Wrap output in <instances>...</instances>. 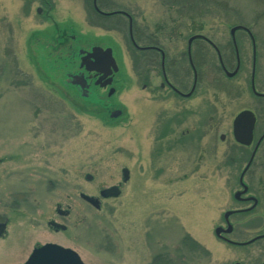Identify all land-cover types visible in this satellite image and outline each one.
Wrapping results in <instances>:
<instances>
[{
  "label": "rangeland",
  "instance_id": "rangeland-1",
  "mask_svg": "<svg viewBox=\"0 0 264 264\" xmlns=\"http://www.w3.org/2000/svg\"><path fill=\"white\" fill-rule=\"evenodd\" d=\"M42 1L0 0V264L24 262L45 242L74 249L84 264H149L163 251L179 264H258L264 237L237 245L214 233L224 225V211L249 204L233 198L250 150L235 142L232 120L250 109L254 133L264 130V99L249 88L251 46L244 32H235L241 61L236 75L227 78L214 68L210 50L208 71L192 96L164 105L152 90L157 65L147 64L149 86L142 88L145 58L130 43L124 16H98L90 0ZM98 2L102 10L130 13L137 43L156 42L168 57L180 55L187 69L182 51L189 35L203 33L234 56L230 26H250L257 48L255 85L264 90V0ZM60 30L84 47H112L118 64L112 95L96 87V97L82 100L45 78L37 49H46L37 43L53 41ZM201 44L192 45L198 70ZM167 103L176 122L160 138L159 114ZM116 105L122 114L109 118V106ZM122 167L129 170L125 182ZM244 178L258 202L230 216L227 237L236 241L264 233V140ZM118 183L117 196H99L101 188ZM79 192L98 197L100 207ZM56 204L68 214L59 216ZM50 221L65 228L55 230ZM185 234L203 249L183 246Z\"/></svg>",
  "mask_w": 264,
  "mask_h": 264
},
{
  "label": "water",
  "instance_id": "water-1",
  "mask_svg": "<svg viewBox=\"0 0 264 264\" xmlns=\"http://www.w3.org/2000/svg\"><path fill=\"white\" fill-rule=\"evenodd\" d=\"M93 6L96 9H98L97 5H96V0H93ZM37 11H39V10H37ZM115 12H117V11H109V12H103V13L112 14ZM128 16H129V37H130L133 45L136 48H141L140 45L136 44V42L134 41V39L132 37L131 17L129 14H128ZM242 28L248 30V28L246 26L240 25V24L233 25L229 29V34H230V37L233 41V44H234L235 50H236L237 65L235 66V68L231 72L226 73L228 76L233 75L238 69V60L239 59H238L237 45H236V41H235L234 32L236 29H242ZM250 36H251V41H252V45H253V64H252V73H251V89L253 90V92H255L257 94H262V93L256 91L255 86H254L255 42H254V38H253L251 33H250ZM196 38H207V37L201 33H195V34L190 35L187 38V51H188V56H189V62H190L191 66L193 68V71H194V78H193V83L191 85V88L187 93L184 94L185 96L192 93V91L194 90V87H195V82H196V73H195V69H194L193 63L191 61V56H190L191 41L193 39H196ZM40 51L42 52V50H40ZM76 51L80 55L79 61L76 63V65L74 62H71V65L67 69L74 68L78 65L79 68L83 69V71H86V72L94 71L95 75H98V77L94 81V84L99 85L101 87H105V86L111 84L112 78H113L112 75H113V73H115L118 70V64H117L115 57L113 55L112 47H110L108 45L102 46V45H98V44H92L91 47H84L83 45H80V47ZM218 56L220 57L219 54H218ZM65 71L66 70L56 71V72L51 73L49 75L50 80L52 82H57L58 84H60V86L63 89L70 90V92L73 95H76L80 99L81 98H87L89 96V94L91 93L89 90V82L87 81V78H90V76L86 77L84 75L83 71H79V72H75V73H67L65 79H63V81H62V78H63L62 76H63V73ZM60 80H61V82H60ZM63 83L64 84L67 83L70 85L77 86L79 88V93L76 92L75 90H72L70 88L65 87V85ZM114 90H115L114 87L111 86L107 91V95L110 96L114 92ZM121 112H122V110L120 108L116 107L115 109H111L109 111L108 116H109V118H115V117L119 116L121 114ZM254 122H255V115L250 109H242L241 111H239L234 116V118L232 120V135H233L234 140L240 144H243V145L250 144L252 141V130L254 127ZM263 135H264V133H263ZM220 138L222 139L223 135H221ZM256 148H257V145L251 151L250 156L248 157L245 165L243 166V168L241 169V171L239 173L238 180H239V184L241 186V189L236 190L233 193V198H235V199H240V197H239L240 194L244 193L247 190V185L243 181V175L253 160ZM121 175H122V180L126 181L128 176H129V170L127 167L121 168ZM90 178H91V175L86 174V179H90ZM119 193H120V189H119L118 185H110L108 187H103L99 190V196H101L103 198L111 197V196L114 197V196H117ZM79 196L82 199L86 200L88 203H90L93 207H95V208L100 207L98 197H94V196L86 194L84 192H80ZM251 198L253 199V203L244 209H238V210L229 209V210L224 211L223 218L225 220V227L221 226V225H217L214 227V233L217 237H220V238L224 239L225 241L232 243V244H246V243L252 242L253 240H255L257 238L264 237V234H258V235L254 236L252 238H249L248 240H245V241H235V240H232V239L226 237L225 235H223V233H230L232 231V224L230 223L229 218H228V216L230 214H232L235 211L249 210L256 205L257 199L254 196L247 197L246 199H251ZM58 211L63 213V210H58ZM50 224L52 226L60 228V229L65 228L64 224L56 222V221H50ZM4 228H5V223L0 222V234L2 233ZM16 264H84V263H83L82 259L80 258L79 254L74 249H72L70 247H65V246L60 245L58 243L46 242L40 246L34 247L24 262L16 263ZM233 264H241V263L240 262H234ZM261 264H264V261Z\"/></svg>",
  "mask_w": 264,
  "mask_h": 264
},
{
  "label": "flooded vegetation",
  "instance_id": "flooded-vegetation-1",
  "mask_svg": "<svg viewBox=\"0 0 264 264\" xmlns=\"http://www.w3.org/2000/svg\"><path fill=\"white\" fill-rule=\"evenodd\" d=\"M42 3L43 4H48L49 1L48 0H43ZM98 5H99V2L97 3V6ZM98 8L100 10L99 9H96L93 6V4H92V10H94L98 16H107V17H109V16H113V15H122V16H124L127 19V27H128L129 26V16H128V14H129L130 17H131V24L133 23L132 16L128 12H127L128 14L126 12H124V11H117V12H115L113 14H105L103 12H109V11L121 10V9L102 10L100 8V6H98ZM40 9L41 8H39V9L36 8V10H40ZM246 27L248 28V30H246L244 28L238 29V30H241L242 32H244V34L249 39L250 46H251L249 88H250V91L252 92V94H253V96L255 98H257V99H264V95H263L264 94V90L257 89V87L255 85L256 61H257L256 39H255V36H254V34H253L250 26H246ZM235 32H234V35H235ZM250 33L252 34V36L254 38V42H255L254 86H255L256 91H258V92H260L262 94H257L255 92H253V90L251 89V73H252V64H253V45H252ZM140 35L142 37H144V34H143L142 31H140ZM54 36H55V39L53 41L50 40L49 42H46V43H48L52 47L53 46H57L59 44H62L66 40H69V45L70 46H75L76 49H78L80 47V45H81L79 43V40L76 39L75 35H71V34H68V33L63 34L61 32V30H60V32H57V34H55ZM128 38H129V41L131 43V39L129 37V33H128ZM133 38H134V36H133ZM207 38H196V39H193L191 41V45H190V56H191V61L193 63V66H194V69H195V73H196V82H195L194 90L192 91L191 94H189L187 96H185L184 94L187 93L190 90L191 85L193 83V78H194V71H193V68H192V66H191V64L189 62V56H188V51H187V39H186V48L182 51L183 52L182 54H184V56L187 59V64H188L187 67H188V69L185 68L184 66H181L180 55H178V57L176 55L175 56H172L171 58L168 57V55L165 52V50L163 49V47L160 46L159 44H157L156 42H154V41H147V42L138 43L141 46V48H138V50L141 52L142 59L145 58V63L143 62L145 64V66L143 67V70H142V73H141L142 74V77H143L142 88H147V86H149V80H150L149 79L150 78L149 71L150 70H148L147 64L152 63L153 66L154 65H157V69L155 70V72H156L155 74H156V77H157V81L155 82L154 87L152 89L153 90V95H154V97L157 100H161L164 103L165 101L168 102L170 100L175 99L176 97H178L180 99H186V98L191 97L192 94L194 93L195 89H196L197 84L201 80V77H202L204 71L205 72L208 71V67H209V64H208V52L210 50H212L214 52L215 56H216V63L213 64L214 68L218 69V71L221 72L227 78H230V77H233L234 75H236V73L241 69V61H240V56L239 55H238L239 64H238L237 71L233 75H231V76H228L226 74L227 72H231L235 68L236 61H237L236 50H235V46L233 44L232 39L230 38V42H231V46H232L231 48L233 50L234 56H232V54L229 53L230 52L229 50L226 49V51H224L222 49V47L219 44H217L214 40H212L209 37H207ZM134 40H136V39L134 38ZM195 41H201L202 42V44L199 46V51H198L199 52L198 55H199L200 63L202 65L201 70H198V65L195 64V62L193 60V57L196 54V51L194 52L192 45H193V43ZM235 41H236V38H235ZM236 45H237V41H236ZM91 46H92V44L89 47H91ZM237 50H238V45H237ZM218 54L220 55V57L218 56ZM76 56L77 57L75 58V60H74V58L71 59V62H74L75 65L79 61V56L80 55L77 53ZM146 57H148V58H146ZM231 58H233L232 60H234V64H232L233 66L229 63V61L231 60ZM79 71H83V69L82 68H79L78 65L76 67H74V68H71L69 70H66L63 73L62 81H63V79H65L67 73H75V72H79ZM83 72H84V75L86 77L87 76H90V78H87V81L89 82V90H91V87H93V88L94 87H98L97 85L94 84V81L98 77V75H95V72L94 71H91V72L83 71ZM188 72H189V74H188ZM114 74H113V79H112L111 85L114 82V76H115ZM187 74H188V76L190 78L187 77ZM189 79H191L190 85H189L188 88H186V85L189 84V82H188ZM60 82H61V80H60ZM64 85H65V87L70 88L72 90H75L76 92L79 93V88L77 86L70 85V84H67V83L64 84ZM111 85H108V86L103 87V88H101V87H99V88L107 91V89ZM161 101H159V102L161 103ZM164 105H165V103H164ZM166 106H168V103L166 104ZM116 107H117V105L116 106H113V107L112 106H109V111L111 109H115ZM173 109H171L168 106V108L166 110H164V111H166V112H163L164 114L163 113L159 114L160 119L158 120L159 121L158 124H160V123L163 124V126L161 127L162 128V131L160 133L161 134L160 138L163 137V134L169 133L171 127L176 122V119H174L175 116H174V113H173ZM109 111H108V113H109ZM168 111H170V112H168ZM171 111H172V113H171ZM121 114H122V112H121ZM255 121H256V116H255ZM263 133H264V130H262L258 134H255L254 133V129H253L252 130V142H251V144H249V145L239 144L242 147L248 148L250 150L248 157L250 156L252 149L257 145L256 151H255V154H256V152H257L260 144L264 140ZM249 168H250V166L248 167V169L245 171V173L243 175V181L247 185V190L244 193H241L240 194V196H239L240 199H236L239 202H247V203H249L245 207H248V206H250L253 203V199L252 198L251 199H246L247 197L254 196L257 199V202H258V198L253 193H251L249 191L248 183L245 181V178H244L245 177V174L249 170ZM237 182H238L239 187L236 188L235 191L241 189V186L239 184L238 178H237ZM116 185L119 186L120 184L118 183ZM79 194H80V192H79ZM84 201H86V200H84ZM257 202H256V204H257ZM58 206L59 205L56 204L55 211H56V213L59 216H63V215L68 214V212H69L68 208L67 209H61ZM245 207L238 208V209H244ZM238 209L235 208V210H238ZM58 210H63V213L59 212ZM238 212H243V211L233 212L232 214H230L228 216V218H230L231 215H233L235 213H238ZM222 218H223V213H222ZM223 221H224V225L223 226H225V220L223 219ZM53 228L55 230L58 229L57 227H53ZM232 231H233V226H232ZM229 234L230 233H227V234H225V236H228ZM257 239H259V238H257ZM257 239H255V240H257ZM34 247H36V246H34ZM263 261H264V258H262L258 264H261Z\"/></svg>",
  "mask_w": 264,
  "mask_h": 264
},
{
  "label": "trees",
  "instance_id": "trees-1",
  "mask_svg": "<svg viewBox=\"0 0 264 264\" xmlns=\"http://www.w3.org/2000/svg\"><path fill=\"white\" fill-rule=\"evenodd\" d=\"M86 2L89 0H85ZM91 1V0H90ZM169 1H177V0H169ZM92 9V6H91ZM43 47V46H42ZM45 49V47H43ZM41 48L37 49V57L39 58V64L46 70L45 72L50 75L53 72L61 70L62 67L70 66L71 65V57L74 56L75 51L74 49L66 46H57V48L52 51L51 48L47 49L46 51H40ZM40 58L42 60V63H40ZM181 244L183 246L188 247V249H196V248H202V246L194 240L191 236L188 234H185L181 238ZM174 256L170 255L168 252L163 251L157 254L153 255L152 261L149 262V264H179L177 262Z\"/></svg>",
  "mask_w": 264,
  "mask_h": 264
},
{
  "label": "bare ground",
  "instance_id": "bare-ground-1",
  "mask_svg": "<svg viewBox=\"0 0 264 264\" xmlns=\"http://www.w3.org/2000/svg\"><path fill=\"white\" fill-rule=\"evenodd\" d=\"M115 11H117V10H115ZM112 14H113V13H112ZM235 25H237V24H235ZM240 25H242V24H240ZM232 26H233V25H232ZM244 26H246V25H244ZM230 27H231V26H230ZM127 30L129 31V26L127 27ZM236 30H238V29H236ZM236 30H235V31H236ZM189 36H190V35H189ZM189 36H188V37H189ZM234 36H235V35H234ZM237 53H238V55H239L238 50H237ZM238 64H239V60H238ZM236 65H237V61H236Z\"/></svg>",
  "mask_w": 264,
  "mask_h": 264
}]
</instances>
